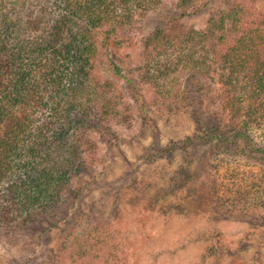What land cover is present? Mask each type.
<instances>
[{
  "label": "trees",
  "instance_id": "1",
  "mask_svg": "<svg viewBox=\"0 0 264 264\" xmlns=\"http://www.w3.org/2000/svg\"><path fill=\"white\" fill-rule=\"evenodd\" d=\"M162 1L0 0V232L17 235L36 225L39 244L47 246L45 238L58 230V264H110L107 254L120 245L117 219L93 222L81 238L72 234L97 211L95 201L78 208L102 185L89 176L98 149L93 131L115 144L114 126L131 128L134 106L188 109L202 129L200 108L214 85V101L234 122L232 138L213 122L202 135L158 145L144 157L170 155L199 138L264 167V140H256L264 133V0ZM152 11L138 64L124 72L109 50L129 45ZM197 16L204 17L201 26L186 23ZM263 184L264 175L252 185ZM263 205L264 197L244 207ZM217 252L208 245L203 258Z\"/></svg>",
  "mask_w": 264,
  "mask_h": 264
},
{
  "label": "rangeland",
  "instance_id": "2",
  "mask_svg": "<svg viewBox=\"0 0 264 264\" xmlns=\"http://www.w3.org/2000/svg\"><path fill=\"white\" fill-rule=\"evenodd\" d=\"M175 1L163 0L162 5L172 7ZM257 4L262 1L257 0ZM155 16L152 11L140 22V30L129 45L110 48L124 72L138 64L141 35L152 30ZM203 21V16H197L186 23L201 26ZM99 71L104 74L103 63ZM117 84L124 99L131 102L124 83L118 80ZM213 87L200 108L205 121L202 129L197 128L188 109L170 111L166 102L149 104L147 112L134 106L131 128L114 126L118 135L115 144L104 132L93 131L98 149L89 176L102 185L84 194L78 208L87 210L95 201L99 212L84 216L72 236L83 237L93 222L117 219L120 245L107 254L110 264H264V205L244 207L254 206L264 197V184L252 185L264 175L263 166L224 152L219 143L199 138L170 155L152 160L144 157L158 145L202 135L213 122L221 121L220 128L232 138L234 122L214 101ZM146 94L149 97L148 90ZM149 118L157 125V137ZM256 140H264V133L259 131ZM85 178L86 182L90 179ZM107 183L115 187H105ZM245 193L248 197L243 202ZM40 230L35 225L17 235L0 232V264H39L42 260L58 264V230L45 238L47 246L39 244ZM213 244L218 252L203 258L206 247ZM105 249L100 254L105 255Z\"/></svg>",
  "mask_w": 264,
  "mask_h": 264
}]
</instances>
